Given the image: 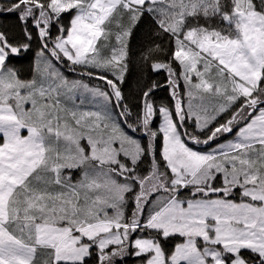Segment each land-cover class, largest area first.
I'll return each mask as SVG.
<instances>
[{"label": "snow or ice", "instance_id": "obj_1", "mask_svg": "<svg viewBox=\"0 0 264 264\" xmlns=\"http://www.w3.org/2000/svg\"><path fill=\"white\" fill-rule=\"evenodd\" d=\"M9 16L0 264H264V0H0Z\"/></svg>", "mask_w": 264, "mask_h": 264}, {"label": "trees", "instance_id": "obj_2", "mask_svg": "<svg viewBox=\"0 0 264 264\" xmlns=\"http://www.w3.org/2000/svg\"><path fill=\"white\" fill-rule=\"evenodd\" d=\"M0 23L11 25L15 23V20L9 16L8 18L0 19ZM24 70L25 71L27 70V64H25ZM139 76H140V69L137 67L135 69V75L127 82V88L130 92H134L136 90L137 79L139 78ZM159 79L163 81L165 79V76L162 75L159 77ZM157 96L161 101H166L168 99V93L164 89L158 90ZM133 259L134 258H130L128 260V264H132Z\"/></svg>", "mask_w": 264, "mask_h": 264}, {"label": "rangeland", "instance_id": "obj_3", "mask_svg": "<svg viewBox=\"0 0 264 264\" xmlns=\"http://www.w3.org/2000/svg\"><path fill=\"white\" fill-rule=\"evenodd\" d=\"M71 75V74H70Z\"/></svg>", "mask_w": 264, "mask_h": 264}]
</instances>
